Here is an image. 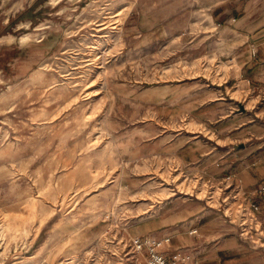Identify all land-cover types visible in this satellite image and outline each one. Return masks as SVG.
Listing matches in <instances>:
<instances>
[{"label":"rangeland","instance_id":"rangeland-1","mask_svg":"<svg viewBox=\"0 0 264 264\" xmlns=\"http://www.w3.org/2000/svg\"><path fill=\"white\" fill-rule=\"evenodd\" d=\"M146 2L0 0V211L31 230L0 264H147L129 241L146 218L190 204L229 222L224 179L259 182L238 173L264 172L262 85L200 1L151 40Z\"/></svg>","mask_w":264,"mask_h":264},{"label":"crops","instance_id":"crops-1","mask_svg":"<svg viewBox=\"0 0 264 264\" xmlns=\"http://www.w3.org/2000/svg\"><path fill=\"white\" fill-rule=\"evenodd\" d=\"M144 1L146 10L137 11L143 18L137 23L150 25L142 33L147 40L167 36L171 30L168 24L192 22L194 18L188 7L191 0ZM198 1L210 12L209 23L214 26L210 38L227 40V52L241 64L242 75L252 87L260 86L264 78V0ZM238 175L247 186L264 178V172L255 177ZM151 219L146 218L145 226L132 229L131 234L151 238L170 235L171 241L163 249L168 258L181 250L197 259L198 264H264V250L243 239L216 208L186 204L168 208L158 220Z\"/></svg>","mask_w":264,"mask_h":264},{"label":"built area","instance_id":"built-area-1","mask_svg":"<svg viewBox=\"0 0 264 264\" xmlns=\"http://www.w3.org/2000/svg\"><path fill=\"white\" fill-rule=\"evenodd\" d=\"M261 85L258 89V102L264 103V78ZM224 181V187L230 189L223 198V203L227 205L224 208L226 217L242 238L252 242L253 246L264 249V179L252 189L245 188L230 176ZM209 197L212 198L213 195ZM129 241L135 252L145 254L147 264H198L197 259L181 250L168 258L163 249L170 243V235L159 238L133 235L129 237Z\"/></svg>","mask_w":264,"mask_h":264},{"label":"bare ground","instance_id":"bare-ground-1","mask_svg":"<svg viewBox=\"0 0 264 264\" xmlns=\"http://www.w3.org/2000/svg\"><path fill=\"white\" fill-rule=\"evenodd\" d=\"M106 23L107 22H101L98 25L99 27H101L99 29H104L103 26ZM30 38H31V36H29V35H23V36L19 37L18 39H19V41H27ZM14 40H15V38L12 37V38H10V40L8 42H11ZM239 94H240V92H238V91L232 92V95L234 97L239 98ZM247 107H249V106H247ZM31 205L33 208H35L37 206V203L31 202ZM0 212H1V215H0V241L5 239L6 234H9L11 239H15V238H19L21 235H27L31 231L29 228V225H28V219L22 218L21 213L15 212V213L10 214V213H6V212H2V211H0Z\"/></svg>","mask_w":264,"mask_h":264}]
</instances>
